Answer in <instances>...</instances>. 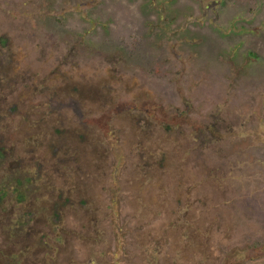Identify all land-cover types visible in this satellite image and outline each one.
<instances>
[{
	"label": "rangeland",
	"instance_id": "1",
	"mask_svg": "<svg viewBox=\"0 0 264 264\" xmlns=\"http://www.w3.org/2000/svg\"><path fill=\"white\" fill-rule=\"evenodd\" d=\"M0 264H264V0H0Z\"/></svg>",
	"mask_w": 264,
	"mask_h": 264
},
{
	"label": "flooded vegetation",
	"instance_id": "2",
	"mask_svg": "<svg viewBox=\"0 0 264 264\" xmlns=\"http://www.w3.org/2000/svg\"><path fill=\"white\" fill-rule=\"evenodd\" d=\"M13 0H7V2H9V3H17V2H19V0H14V2H12ZM7 6H4V8H6ZM23 15V14H22ZM5 31H7L8 33L11 31L10 30V28L9 27H6L5 28ZM88 84H91L90 83V81L88 82ZM90 87V86H89ZM94 99V98H93ZM185 112H179V114L178 115H182V117H183V115L186 113V110H184Z\"/></svg>",
	"mask_w": 264,
	"mask_h": 264
}]
</instances>
